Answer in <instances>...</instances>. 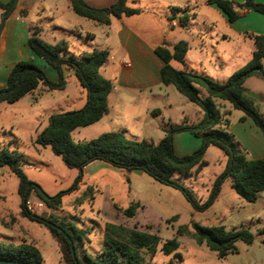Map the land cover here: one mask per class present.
Listing matches in <instances>:
<instances>
[{
  "label": "trees",
  "instance_id": "1",
  "mask_svg": "<svg viewBox=\"0 0 264 264\" xmlns=\"http://www.w3.org/2000/svg\"><path fill=\"white\" fill-rule=\"evenodd\" d=\"M16 2L17 0L0 2L3 12L0 34L6 19L15 9ZM69 2L75 14L103 26H108L112 17L130 16L139 12L130 8L127 0H117L106 8L90 7L83 0ZM206 4L216 5L226 15L229 23L234 22L238 18V12L242 10L264 15V3L255 0H244L241 3L207 0ZM169 10L172 15L179 14L177 21L183 28L195 18L194 14L187 13L185 9L169 7ZM20 14L23 15L24 11ZM245 36L253 44L251 58L223 83L171 66L172 61L185 64V55L189 49L187 42L180 40L170 48L165 44L155 48L154 53L163 62L160 71L162 85H172L180 95L203 112L202 119L197 123L164 128V136L157 143L130 140L119 132H107L89 141L74 143L70 137L72 131L90 126L108 113L107 97L112 90V84L100 75L99 69L107 62L109 53L107 50L93 49L89 53L76 55L69 52L66 41L59 40L55 44H49L38 37L36 30L31 31L27 45L37 57L57 72L58 78L56 81L50 80L42 69L31 62H16L8 71L4 87L0 88V103L13 104L39 86L44 91L61 90L65 86L64 70H70L85 93V104L75 111L51 114L47 126L37 134L35 143L41 147H49L66 167L78 170L74 187L82 180L83 169L90 163L99 161L117 170L141 171L155 182L178 189L196 212L205 210L215 202L227 178L231 179L235 193L243 201L254 203L258 194L264 193V158L252 160L247 157L227 131L230 112L220 111L217 105V102H225L234 110L241 111L264 134V117L256 107L257 100L249 97L243 88V83L250 76L260 75L264 78V34L247 33ZM197 86L206 90L205 97L199 95ZM183 131L198 137L200 145L193 153L179 157L174 154L172 137ZM209 147L220 150L225 157V163L222 172L212 182L207 198L201 202L190 190L175 182L172 175L198 174L207 165L203 157ZM22 157L17 150L0 146V167L7 166L18 179L17 193L21 200V216L40 223L48 230L57 244L63 264H144V254L153 256L156 253L159 243H162L159 236L105 223L100 249L93 255L86 252L79 254L88 230L77 228L53 215L42 217L26 210L25 201L31 192L50 208H57L61 200L59 195L48 197L40 187L27 179L21 168ZM88 192H92V189L89 188ZM139 207L136 202L119 209L127 218H133ZM192 229L190 232L186 227H179L177 235L190 234L198 245L206 246L218 259H223L235 251L237 241L250 244L253 240L252 234L243 228L228 231L222 225L203 227L193 223ZM260 232H264V228ZM178 246L177 239L172 238L162 243L160 252L168 256L175 253ZM0 259L24 264L43 262L38 248L27 242H0Z\"/></svg>",
  "mask_w": 264,
  "mask_h": 264
},
{
  "label": "rangeland",
  "instance_id": "2",
  "mask_svg": "<svg viewBox=\"0 0 264 264\" xmlns=\"http://www.w3.org/2000/svg\"><path fill=\"white\" fill-rule=\"evenodd\" d=\"M243 1H236V3ZM176 2L180 7L188 4L189 12L196 17L181 35V40L187 42L191 48L187 54V63L194 64L197 38L205 32L202 18L208 13L209 8L202 4V0H190L189 3L184 0H176ZM127 5L130 8H147L153 12H168L171 15L169 8L167 9L168 5L161 1L127 0ZM218 28L228 31L220 21ZM233 36L234 40L241 43L242 57L252 50L253 45L250 40ZM204 40L207 41L206 38ZM74 48L71 47V51L77 55L80 44L75 42ZM107 62L112 64L114 60L108 55ZM245 64L242 63L241 66ZM7 66L0 63V88L1 78ZM172 66L180 70L184 69L175 62ZM187 71L190 72L189 69ZM262 73L264 74V61ZM63 78L65 86L61 90L42 93L39 91L42 87L39 86L38 89L13 104L0 103V146H7L22 154L21 168L31 183L40 187L48 197L60 196L61 204L57 208H50L45 204L46 207L38 214L39 216L53 215L72 223L77 228L89 231L82 247L79 248V254L82 252L95 254L101 247L104 224L112 223L127 229L155 234L161 238L162 243L172 238L177 239L179 246L175 253L163 255L160 252L162 243H159L153 256L144 254V264H264V232H260L264 228V211L259 209L261 200L255 203L243 201L233 191L232 181L229 178L224 181L222 192L217 200L199 212L192 209L178 189L155 182L143 173L133 172L129 175V180H126L121 179L119 172L112 168L114 172H99L85 181L82 178L74 187L79 174L78 170L66 167L60 157L54 155L49 147H41L35 143L37 134L47 126L48 117L51 114L75 111L85 104V93L73 74L65 71ZM262 79L260 75L250 76L243 83V88L247 90V93L257 95L262 92L264 94ZM197 88L199 90L200 87L197 86ZM169 89L173 93L171 100L176 99L175 102L182 101L189 105L183 109L190 118L189 124L197 123L202 119L203 112L198 106L188 102L186 98L175 92L172 86ZM199 95L205 97L206 90L204 88L199 90ZM255 104L258 110L264 112V102L257 100ZM241 114V111L232 110V118ZM101 125L98 123L77 128L70 134L71 140L74 143L89 141L110 130ZM188 150H190L189 147L178 152H188ZM206 160L208 165L198 174L182 176L174 173L172 175L175 182L190 190L201 202L207 198L212 182L222 172L225 157L217 148L209 147ZM91 182H95L99 187L90 185ZM17 188V177L7 166H1L0 242L31 243L40 251L43 258L42 264H63L57 244L48 230L40 223L21 216V200ZM89 188L92 192H88ZM137 196L144 207L137 209L135 218H127L119 207L127 208ZM29 197L32 200H41L33 192ZM193 223L203 227L222 225L228 231L243 228L252 234L253 240L250 244L237 241L235 251L223 259H218L206 246L198 245L190 234L177 235L179 227H186L192 232Z\"/></svg>",
  "mask_w": 264,
  "mask_h": 264
},
{
  "label": "crops",
  "instance_id": "3",
  "mask_svg": "<svg viewBox=\"0 0 264 264\" xmlns=\"http://www.w3.org/2000/svg\"><path fill=\"white\" fill-rule=\"evenodd\" d=\"M8 1L0 0L2 3ZM116 1L83 0L85 4L93 8H106ZM156 1L168 5L167 9L178 7L191 14L188 4L180 7L176 0ZM184 1L189 3L190 0ZM206 1L202 0V4L207 6L209 11L202 18L205 32L197 38L195 62L194 64L187 63V54L191 49L189 46L184 59L185 64L180 65L184 68L182 70L189 69L191 72L223 83L232 73L242 67V63L250 60L253 51L252 48L242 57L241 43L234 40L233 35L248 39L245 36L247 33L264 34V15L242 10L238 12V18L229 23L226 15L216 5L206 4ZM255 1L264 3V0ZM137 10L139 11L137 14L130 16L112 17L110 24L103 27V25L75 14L69 0H17L15 9L6 19L0 34V63L8 65L1 78V88L5 85L10 67L19 61L31 62L42 69L50 80H57V72L37 57L27 45V40L33 30H36L38 37L47 43L55 44L59 40L66 41L69 52H72L71 47L74 48L75 42L79 43L80 48L77 55L89 53L93 49L107 50L114 63L106 62L100 67L99 73L112 84V90L107 97L108 113L92 125L101 123L102 127L110 129L108 132L122 133L127 139L157 143L164 136V128L189 124L190 118L183 112V109L189 105L182 101L175 102L176 99L171 100L173 93L169 88L172 85H162L160 71L163 62L154 50L163 44L170 48L180 41L181 35L190 26L191 21L187 27L183 28L177 21L179 14L157 13L147 8ZM21 11H24L23 15L20 14ZM2 16L3 12L0 9V20ZM219 21L226 26L228 31L219 30ZM173 62L175 61L171 62V66ZM65 71L72 73L70 70L65 69ZM262 80L264 81V78ZM174 90L177 92L175 88ZM199 90L203 88L200 87ZM39 91L47 92L43 88H39ZM244 91L247 93V90L244 89ZM257 95L260 97L258 101L264 102V94L259 92ZM217 105L220 111L230 112L227 131L245 151L247 157L252 160L264 158V134L252 119L243 113L232 118L233 108L229 104L230 107L225 102H219ZM260 112L264 117V112L262 110ZM172 143L174 154L180 157L194 152L200 145V139L183 131L173 135ZM187 147L190 149L188 152H178ZM207 150L208 148L203 157L206 162ZM117 171L120 178L126 180H129V175L133 172L143 173L135 170ZM99 172L114 171L112 167L95 161L83 169L82 178L84 181L89 180ZM90 185L99 187L95 182H91ZM221 192L222 188L220 194ZM257 200H261L259 209L264 211V193H259L255 202ZM136 202L139 203L140 209L144 207L139 196L130 205ZM136 214L137 211L135 216Z\"/></svg>",
  "mask_w": 264,
  "mask_h": 264
},
{
  "label": "built area",
  "instance_id": "4",
  "mask_svg": "<svg viewBox=\"0 0 264 264\" xmlns=\"http://www.w3.org/2000/svg\"><path fill=\"white\" fill-rule=\"evenodd\" d=\"M25 207L30 214L38 215L45 209L46 205L41 200H32L30 197H28V199L25 201Z\"/></svg>",
  "mask_w": 264,
  "mask_h": 264
},
{
  "label": "water",
  "instance_id": "5",
  "mask_svg": "<svg viewBox=\"0 0 264 264\" xmlns=\"http://www.w3.org/2000/svg\"><path fill=\"white\" fill-rule=\"evenodd\" d=\"M249 97H252L253 99H260L258 95L252 94V93H246ZM128 171V170H127ZM0 264H24L22 262H17V261H9V260H1L0 259Z\"/></svg>",
  "mask_w": 264,
  "mask_h": 264
}]
</instances>
